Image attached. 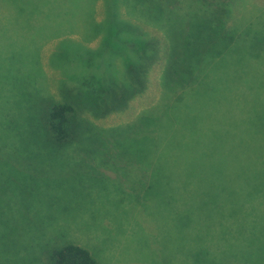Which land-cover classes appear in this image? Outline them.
<instances>
[{
	"label": "rangeland",
	"instance_id": "1",
	"mask_svg": "<svg viewBox=\"0 0 264 264\" xmlns=\"http://www.w3.org/2000/svg\"><path fill=\"white\" fill-rule=\"evenodd\" d=\"M103 1L82 9L80 0H41L45 9L0 12V264H45L47 249L65 243L87 249L98 264H176L173 253L189 246L184 235L174 239L170 202L175 188L187 187L176 183L186 178L185 165L212 179L215 157L232 138L226 170L234 176L240 134L255 148L264 143V0L235 5L228 22L235 46L204 67L203 93L189 97L179 110L184 113L167 121L160 142L145 137L133 151L131 143L155 131L164 115L140 117L162 99L166 59L150 66L145 90L126 97L120 109L86 107L80 83L100 77L106 84L103 67L112 61L105 53L62 52L61 44L94 50L112 20L128 19L118 9L122 0ZM147 29L167 45L158 26ZM219 41L224 47L222 35ZM123 50L111 54L122 68ZM133 75L143 78L142 71ZM20 83L22 90L15 89ZM42 100L80 101L92 123L119 141L120 153L92 156L75 143L52 152L38 128Z\"/></svg>",
	"mask_w": 264,
	"mask_h": 264
},
{
	"label": "trees",
	"instance_id": "2",
	"mask_svg": "<svg viewBox=\"0 0 264 264\" xmlns=\"http://www.w3.org/2000/svg\"><path fill=\"white\" fill-rule=\"evenodd\" d=\"M86 1L80 0L82 9L90 8L89 4L98 8L104 2ZM122 1L124 4L118 9L126 10L128 19L112 20L110 28L100 34L101 43L96 49L88 51L71 43L61 46L62 52L79 56L87 52L99 56L105 53L112 61L104 60L108 67H103L108 74L106 84L96 77L92 85H87L88 78L79 85L82 102L93 111H101L103 107L108 111L118 110L125 105L126 97L131 98L135 92L142 93L150 66L165 57L162 99L149 112L143 111L140 117L156 120L164 115L156 120L155 131L142 133L140 139L131 143L129 151H133L135 146L147 142L139 143L145 137L151 140L156 135L155 143L156 140L160 142L167 121L177 113H184V109L179 110L189 97L203 93L198 88L204 67L216 61L222 49L225 52L235 46L228 22L236 12L235 5L243 0ZM45 7L41 0H0V12L25 13ZM149 25L158 26L165 33V47L156 37L150 36ZM221 35L225 39L224 47L219 41ZM121 47L124 49L121 55L125 59L124 68L115 66L111 55L121 54ZM56 57L59 60L60 55L57 53ZM135 70L142 71L143 78L133 75ZM14 88L22 90L23 85L20 83ZM40 102L38 128L52 152L75 143L81 152L92 156L118 153L119 141L114 140L108 130L99 129L92 123L80 101ZM228 142H224L222 154L215 157L219 161L212 179L204 174L190 173V166L185 165L186 178L176 181L177 185L186 184L187 187L173 190L170 203L175 218L174 239L178 242L184 235L189 246L185 253L173 246L179 252L173 253L177 255L176 264H264V143L255 148L252 140L248 141L240 134L235 146V173L232 176L226 170L230 153ZM216 181L219 186L210 188ZM44 255L45 264H98L87 249L73 243L54 246Z\"/></svg>",
	"mask_w": 264,
	"mask_h": 264
}]
</instances>
